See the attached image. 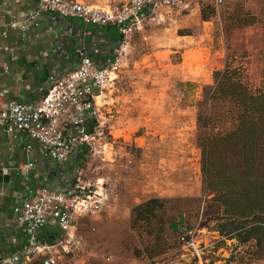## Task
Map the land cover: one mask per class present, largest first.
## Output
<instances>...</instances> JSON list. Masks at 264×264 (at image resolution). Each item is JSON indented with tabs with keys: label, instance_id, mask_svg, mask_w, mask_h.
I'll list each match as a JSON object with an SVG mask.
<instances>
[{
	"label": "rangeland",
	"instance_id": "rangeland-1",
	"mask_svg": "<svg viewBox=\"0 0 264 264\" xmlns=\"http://www.w3.org/2000/svg\"><path fill=\"white\" fill-rule=\"evenodd\" d=\"M226 69L250 93L264 92V0L163 5L131 39L117 80L101 96L98 137L110 151L85 158L84 179H105L107 204L79 222V249L59 264H197L179 244L188 232L202 243L203 264H264V230L242 242L223 208L207 209L202 146L238 114L231 100L210 98L214 74ZM200 117L213 125L201 126ZM150 199L163 203L151 228L135 225L132 210Z\"/></svg>",
	"mask_w": 264,
	"mask_h": 264
},
{
	"label": "built area",
	"instance_id": "built-area-1",
	"mask_svg": "<svg viewBox=\"0 0 264 264\" xmlns=\"http://www.w3.org/2000/svg\"><path fill=\"white\" fill-rule=\"evenodd\" d=\"M36 1L35 9L24 19L0 24V35L7 33L2 27L22 32L30 25L37 27L45 14L53 21L77 19L86 26L113 28L120 40L106 64L96 63L79 48L76 67L60 76L51 75L38 103L10 100L0 109V128L6 134H22L37 143L42 158L57 165H72L71 175L62 185L24 193L22 203L13 209L23 245L8 256L0 255V264H59L79 249V222L101 212L108 199L105 179H84L85 158L97 153L98 148L105 156L110 151L108 144H101L104 137H98L103 91L117 80L131 39L143 34L158 8L186 0H123L106 7L87 5L82 0ZM3 69L7 70L0 62V73ZM31 150V145L25 146L26 152ZM33 167L30 162L22 170L29 173ZM0 170H5L2 164ZM179 244L197 264H203L204 248L194 233L180 236Z\"/></svg>",
	"mask_w": 264,
	"mask_h": 264
},
{
	"label": "crops",
	"instance_id": "crops-1",
	"mask_svg": "<svg viewBox=\"0 0 264 264\" xmlns=\"http://www.w3.org/2000/svg\"><path fill=\"white\" fill-rule=\"evenodd\" d=\"M82 1L106 7L110 0ZM36 2L0 0V24L24 19ZM1 30L7 31L0 35V62L7 70L0 73V109L10 100L38 103L51 75L60 76L76 67L79 48L101 65L112 59L118 44L113 28L90 27L77 19L53 21L45 14L37 27L30 25L24 32L5 27ZM27 145L32 147L30 152L25 151ZM30 162L34 167L25 173L22 167ZM0 164L5 168L0 170V255L8 256L23 245V233L14 224V207L22 203L28 189L62 185L71 175L72 165H57L42 158L35 141L19 133L8 135L1 128Z\"/></svg>",
	"mask_w": 264,
	"mask_h": 264
},
{
	"label": "trees",
	"instance_id": "trees-1",
	"mask_svg": "<svg viewBox=\"0 0 264 264\" xmlns=\"http://www.w3.org/2000/svg\"><path fill=\"white\" fill-rule=\"evenodd\" d=\"M203 21V11H201ZM226 69L214 74L210 98L231 100L238 114L233 126L218 130L213 140L202 146L201 173L205 187L212 195L211 208H223L237 237L242 242L258 238L264 229V92L252 94ZM203 127L213 125L210 118H198ZM159 199H150L132 210L135 225H152L156 211L162 208ZM219 218V217H216ZM215 218V219H216ZM254 220L255 226L244 229V222ZM162 228V227H160ZM163 230V229H161ZM220 226L219 233L226 234ZM150 235L155 231L150 229ZM231 239H233L231 237Z\"/></svg>",
	"mask_w": 264,
	"mask_h": 264
}]
</instances>
